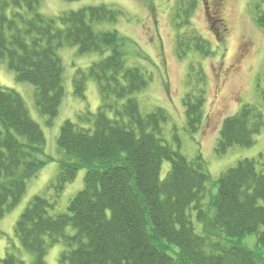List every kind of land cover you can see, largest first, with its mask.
<instances>
[{"label":"trees","instance_id":"1","mask_svg":"<svg viewBox=\"0 0 264 264\" xmlns=\"http://www.w3.org/2000/svg\"><path fill=\"white\" fill-rule=\"evenodd\" d=\"M183 1L184 14L176 23L178 53L185 55L192 44L210 54L207 40L182 30L198 0ZM41 2L0 0V59H8L17 80L36 87L38 107L49 116V124L65 92L58 49L76 45L80 53H109L74 77L81 98L88 77L99 84L98 111L79 116L93 127L64 121L58 145L66 156L51 184L53 194L33 196L15 224L19 244L34 254V264H48V248L59 241L66 246L59 264H264V151L258 159H241L223 171L214 183L216 193L206 202L211 176L203 155L190 160L168 142L163 124L169 114L164 108L142 112L135 94L147 87L149 77L139 67L126 66L123 36L93 26L94 21L116 19L118 11L85 6L53 18L40 12ZM213 2L211 29L222 40V0ZM256 22L264 26V7H257ZM183 102L187 128L196 133L204 121V91L188 92ZM263 127L262 110L245 104L224 118L217 153L253 145ZM45 143L44 131L22 95L0 83V216L20 202L28 179L50 161L43 157ZM165 160L170 169L162 179ZM81 168L86 169L84 188L66 212L52 213ZM194 212L201 232L196 231ZM69 226L74 234L67 233ZM250 234L257 235L260 250L241 242ZM0 264L26 263L9 248Z\"/></svg>","mask_w":264,"mask_h":264},{"label":"rangeland","instance_id":"2","mask_svg":"<svg viewBox=\"0 0 264 264\" xmlns=\"http://www.w3.org/2000/svg\"><path fill=\"white\" fill-rule=\"evenodd\" d=\"M205 8L204 0H198L190 23L182 24V30L197 32L208 41L211 53L206 54L194 47H187L185 55L177 51V21L183 12V0H42L40 12L57 18L64 13L77 11L85 6L105 5L117 10L114 20L94 21L99 31L116 30L125 38L126 66L139 67L149 77L147 87L135 94L142 112L164 108L169 120L163 124L164 137L188 159L201 153L211 176L206 202L216 193L214 184L221 173L237 165L244 158H259L264 151V127L255 136L251 146L235 145L226 153L218 154L216 144L225 117L239 111L245 104L255 105L264 114V26L256 22L257 7H264V0H222L220 14L226 22L224 38L218 39L211 29L209 11L215 8L213 0ZM177 15V16H176ZM98 51L80 53L76 45H64L58 49L64 67V97L58 114L49 124V116L41 113L37 104L36 87L27 81H19L16 72L9 67L8 59H0V83L3 87L19 92L31 117L41 126L46 137L44 156L50 161L35 176L28 179L27 189L20 202L0 216V259L10 248L26 264H34V254L21 248L15 235V224L33 196L53 194L51 184L57 178L60 160L65 152L58 145V136L64 121L83 124L82 113H96L102 103L98 82L86 79L85 98L75 93L74 77L79 70L87 71L92 62L107 55ZM204 91V121L196 133L186 125L184 97L190 92ZM112 116L113 113H110ZM93 127V124H83ZM180 142L178 145L177 142ZM261 168V164H258ZM170 169L165 160L161 169L163 179ZM86 169L81 168L76 178L69 182L57 198L52 213L66 212L70 200L85 186ZM197 232L201 224L195 218ZM72 226L67 233L74 234ZM241 242L260 250L256 234L244 237ZM66 246L63 241L50 245L45 256L48 264H59Z\"/></svg>","mask_w":264,"mask_h":264},{"label":"flooded vegetation","instance_id":"3","mask_svg":"<svg viewBox=\"0 0 264 264\" xmlns=\"http://www.w3.org/2000/svg\"><path fill=\"white\" fill-rule=\"evenodd\" d=\"M206 1V4H207V9L210 8L211 6V1L210 0H205Z\"/></svg>","mask_w":264,"mask_h":264}]
</instances>
